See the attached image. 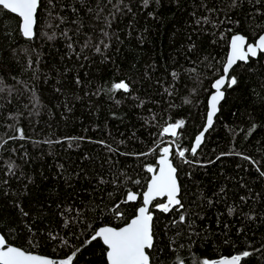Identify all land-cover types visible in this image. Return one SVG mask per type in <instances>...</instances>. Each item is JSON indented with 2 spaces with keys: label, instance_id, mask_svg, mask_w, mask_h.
I'll list each match as a JSON object with an SVG mask.
<instances>
[{
  "label": "trees",
  "instance_id": "16d2710c",
  "mask_svg": "<svg viewBox=\"0 0 264 264\" xmlns=\"http://www.w3.org/2000/svg\"><path fill=\"white\" fill-rule=\"evenodd\" d=\"M35 15L28 39L0 6L7 244L53 264L77 249L69 264H105L95 231L136 214L168 146L182 207L151 203L150 264H211L245 251L239 264H264V52L229 71L192 151L230 38L264 32V0H39ZM121 81L127 90L113 87ZM177 121L175 135L164 132ZM128 191L137 202H126Z\"/></svg>",
  "mask_w": 264,
  "mask_h": 264
},
{
  "label": "snow or ice",
  "instance_id": "6c2138e0",
  "mask_svg": "<svg viewBox=\"0 0 264 264\" xmlns=\"http://www.w3.org/2000/svg\"><path fill=\"white\" fill-rule=\"evenodd\" d=\"M37 3L38 0H0V6L4 9H9L13 13H18V15L22 17V32L25 37L29 38L32 36L33 14L37 8ZM144 3L147 4L148 0H144ZM244 42L245 38L243 36H233L231 41L232 51L224 68L225 73L228 72L229 68L236 62V60L246 59V54L242 50ZM105 47H107V45H105ZM257 48L264 52V35L259 36L255 45H247V50L252 56L257 54ZM96 50L99 52V47H97ZM223 83L224 78L222 77L213 85V87L218 91L211 98L212 110L208 113V125L212 124V117L216 111V103L223 96V93L219 91V88ZM236 83V78L232 77L228 86L231 87ZM113 87L115 89H128V85L123 81L115 84ZM182 125L183 121H177L175 124H171L169 127L165 128L164 132L172 131V134L175 135V129L181 127ZM253 128H255V125H253ZM203 135L204 133L201 132V134L197 136L196 146L199 145ZM195 150L196 149L194 147L192 149L193 153H195ZM162 151L165 155L159 161L162 165L160 168V174L153 177L150 181L148 191L144 193V204L147 205L154 196L164 195L166 193L169 204L180 205L182 207L181 201L176 199L179 191L176 178L174 176L176 169L168 163L167 160L169 149L165 147ZM179 155L183 157L184 151H180ZM148 170L152 171V168L149 166ZM261 174L264 175V173ZM127 199L135 200L136 195L129 192ZM158 207L163 208L164 211H168L167 205H158ZM229 212H231V209H229ZM117 215H120L118 210ZM184 220L185 217L181 215L180 222H184ZM151 221L152 216L148 213V209L146 207H140L137 210V215L125 227L101 228L92 237V240L99 237L102 239L104 245L107 246L108 250L105 255L108 264H149V257L146 255L145 249L153 247L154 233L152 232ZM85 243L88 242L86 241ZM77 252H79V249L67 257L66 260L61 261L60 264H69ZM241 255L247 257L250 253L245 251ZM241 255L233 256L230 260L222 261L221 264H239ZM0 264H51V262L47 258L35 256L30 253H26L19 248L8 245L6 239L3 236H0ZM203 264H210V262L205 260ZM211 264H215V262H211Z\"/></svg>",
  "mask_w": 264,
  "mask_h": 264
},
{
  "label": "water",
  "instance_id": "95a60500",
  "mask_svg": "<svg viewBox=\"0 0 264 264\" xmlns=\"http://www.w3.org/2000/svg\"><path fill=\"white\" fill-rule=\"evenodd\" d=\"M38 5H39V0H38V3H37V8H38ZM37 8H36V10H35V12H34V14H33V24H32V36H33V30H34V28H33V26H35V14H36V12H37ZM6 10H8V11H10L9 9H6ZM11 12V11H10ZM13 13V12H12ZM16 16H19L18 15V13H14ZM20 17V16H19ZM21 18V27H20V29L22 30V24H23V20H22V17H20ZM23 33V32H22ZM235 35H241V36H243L242 34H240V33H237V34H234V35H232L231 36V38H230V41H229V47H228V52H227V56H226V58H225V62H224V65H223V69H222V74L217 78V79H215L214 81H213V83L211 84L212 85V92H211V94L209 95V97H207L208 98V100H207V113H206V118H205V122L203 123L204 124V126L202 127V129L200 130V132L196 135V136H194L193 138H194V140H193V142H192V148H194L195 147V149H198L199 148V146L202 144V142H203V140H204V137H201V140H200V143H199V145L198 146H196V138H197V136H199L200 134H201V132H203L204 133V135L203 136H205V134H206V132L212 127V125L213 124H211V125H208V113L212 110V100H211V98L213 97V95H215L216 93H217V89L216 88H214L213 87V85L215 84V82L217 81V80H219V79H221L222 77L224 78V83L220 86V88H219V91L220 92H222L223 93V96L219 99V101L216 103V111H215V113H214V115H213V117H212V123L214 122V118H216V115L218 114V109H219V105H220V103L222 102V100H223V97H224V87H225V84L227 83V80H228V75H229V71L230 70H232L233 68H234V66L235 65H237L238 63H246V62H248L249 61V59H256V57L257 56H259V54H260V49L259 48H257L256 49V55L255 56H252L251 55V53H249L248 52V50H247V45L248 44H253V45H255L256 44V41L258 40V38L254 41V42H248L247 41V38L245 37V36H243L244 38H245V42H244V47H243V52L246 54V59L245 60H236V62L234 63V64H232L231 65V67L229 68V70H228V72L227 73H225V71H224V68H225V65H226V63H227V61H228V57H229V55H230V53H231V51H232V49H231V41H232V38H233V36H235ZM261 35H264V32L261 34ZM260 35V36H261ZM32 36L30 37L31 39H32ZM25 37V36H24ZM25 38H28V39H30L29 37H25ZM207 129V130H206ZM170 132V131H169ZM166 148H168L169 149V147L167 146ZM170 150V149H169ZM165 154L163 153V151H162V153L156 158V164L155 165H157V167H156V169L154 170V171H152L151 172V174H150V177H149V180H148V182H147V185H146V188H145V190H143V192L141 193V204L138 206V208H137V210L140 208V207H146L147 209H148V213L150 214V207H151V203H153L155 200H157V199H160V200H163L164 201V203H163V205H167L168 206V210H170V209H173L174 207H176L177 205H175V204H169V202H168V197H167V194L165 193L164 195H159V196H154L153 197V199L147 204V205H145L144 204V193L145 192H147L148 191V188H149V184H150V181L153 179V177H155V176H158L159 174H160V168L162 167V165L159 163V161H160V159L164 156ZM172 155H171V152H168V154H167V160H168V163H170L174 168H175V166L172 164L173 163V161H172ZM176 169V168H175ZM174 176H175V178H176V183H177V186H178V188L180 189V186H179V182H178V179H177V175H176V171H175V173H174ZM129 192H131V193H134L135 195H136V199L135 200H128L127 199V197H128V193ZM128 193H127V195H126V202H131V203H134V202H137V200H138V198H139V195L137 194V193H135V192H132V191H128ZM179 194H180V190L178 191V193H177V196H176V199H178L179 200ZM137 210H136V214L134 215V216H132L131 217V219L126 223V224H124V225H122V226H120V227H117V228H122V227H125L136 215H137ZM151 215V214H150ZM105 227H110V228H116V227H114V226H110V225H104V227L103 226H100L99 228H97V230L95 231V232H97L99 229H101V228H105ZM151 228H152V221H151ZM101 239V238H100ZM101 241H102V239H101ZM102 243H103V241H102ZM103 245H104V243H103ZM12 246V245H11ZM13 247H16V246H13ZM105 247H106V252H107V246L105 245ZM17 248V247H16ZM20 249V248H19ZM151 248H147V249H145V252H146V255H148V250H150ZM22 250V249H21ZM24 251V250H23ZM24 252H26V251H24ZM26 253H30V252H26ZM30 254H32V255H35V256H39V257H44V258H47L50 262H51V264H53V261L54 260H52V258H50V257H47V256H43V255H39V254H35V253H30ZM106 257V256H105ZM149 257V256H148ZM233 256H230V257H223V258H220V259H218V260H216L215 261V264H221V262L222 261H225V260H230L231 258H232ZM55 261H57L59 264H60V262L61 261H64V260H62V259H55ZM105 264H108V261H107V258H106V263ZM149 264H150V257H149ZM180 264H182V263H180Z\"/></svg>",
  "mask_w": 264,
  "mask_h": 264
}]
</instances>
